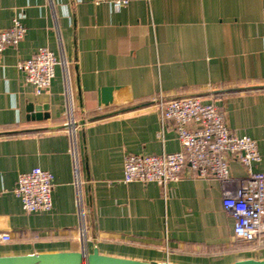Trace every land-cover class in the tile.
Returning <instances> with one entry per match:
<instances>
[{"label":"crops","instance_id":"obj_1","mask_svg":"<svg viewBox=\"0 0 264 264\" xmlns=\"http://www.w3.org/2000/svg\"><path fill=\"white\" fill-rule=\"evenodd\" d=\"M19 15L24 39L0 52V256L98 248L175 264L264 259V236L236 237L217 179L187 169L166 191L123 181L127 153L182 148L172 122L162 126L160 94L216 104L233 132L257 140L254 169L264 172V0H131L120 10L0 0V30ZM43 47L59 64L38 94L18 64ZM30 103L48 105L50 117L28 118ZM35 167L54 176L49 212L27 213L14 192L19 174ZM230 172L247 174L236 160Z\"/></svg>","mask_w":264,"mask_h":264},{"label":"built area","instance_id":"obj_2","mask_svg":"<svg viewBox=\"0 0 264 264\" xmlns=\"http://www.w3.org/2000/svg\"><path fill=\"white\" fill-rule=\"evenodd\" d=\"M92 1L95 4L108 3L120 10L131 0ZM26 33L22 15L16 16L9 28L0 30V52L8 46H17ZM57 64L59 59L55 52L43 47L30 58L20 61L18 67L26 73V79L34 85L36 93L41 94L51 87ZM154 101L162 126L172 122L182 148L160 154L127 153L123 181L156 182L166 191L167 185L182 179L187 169L194 177L215 178L221 184L223 207L234 218L236 237L248 242L261 239L264 236V172L254 169L262 158L257 140L233 132L226 114L200 96L167 98L160 94ZM64 127L70 135L74 134L71 116ZM232 160L239 161L246 168L245 177L231 174ZM74 170L77 203L81 207L83 197L78 167L75 166ZM53 179V174L41 167L19 174L14 192L27 213L52 210Z\"/></svg>","mask_w":264,"mask_h":264},{"label":"water","instance_id":"obj_3","mask_svg":"<svg viewBox=\"0 0 264 264\" xmlns=\"http://www.w3.org/2000/svg\"><path fill=\"white\" fill-rule=\"evenodd\" d=\"M111 89H102L103 96ZM48 105L30 103L28 118L42 120L50 117ZM0 264H175L168 261L156 262L103 254L98 248L93 251H57L29 253L24 255L0 256ZM231 264H264V259L246 258Z\"/></svg>","mask_w":264,"mask_h":264}]
</instances>
